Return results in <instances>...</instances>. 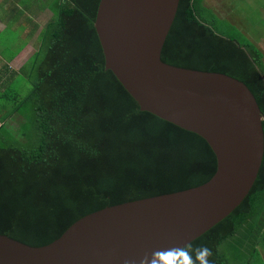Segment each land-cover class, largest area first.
<instances>
[{
	"label": "trees",
	"instance_id": "1",
	"mask_svg": "<svg viewBox=\"0 0 264 264\" xmlns=\"http://www.w3.org/2000/svg\"><path fill=\"white\" fill-rule=\"evenodd\" d=\"M98 1L43 0L51 16L23 67L32 86L0 106L1 121L22 118L16 129L0 124V233L30 245L51 242L105 206L200 185L216 168L202 137L140 110L105 69L94 28ZM209 10L204 0H179L161 59L239 79L264 116L263 53L222 33ZM261 240L264 153L241 203L185 248L193 259L195 249H210L208 264H253ZM184 256L179 251L170 264H190Z\"/></svg>",
	"mask_w": 264,
	"mask_h": 264
},
{
	"label": "water",
	"instance_id": "2",
	"mask_svg": "<svg viewBox=\"0 0 264 264\" xmlns=\"http://www.w3.org/2000/svg\"><path fill=\"white\" fill-rule=\"evenodd\" d=\"M179 0H99L94 28L104 67L147 111L202 137L216 168L204 183L90 212L44 245L0 233V264H151L175 255L250 191L264 153V116L239 79L160 55Z\"/></svg>",
	"mask_w": 264,
	"mask_h": 264
},
{
	"label": "rangeland",
	"instance_id": "3",
	"mask_svg": "<svg viewBox=\"0 0 264 264\" xmlns=\"http://www.w3.org/2000/svg\"><path fill=\"white\" fill-rule=\"evenodd\" d=\"M39 4L33 6V10L42 8L43 0H38ZM49 1V0H46ZM206 0V5L212 7L209 10L210 16H213L216 20L214 23L215 27L218 28L225 35L237 38L241 43L251 42L255 47L259 48L262 55V70L264 71V0ZM42 2V3H40ZM45 2V1H44ZM23 10L24 8H20ZM11 13L14 19L18 22L10 21V29L3 31V37L9 38L13 33L20 32L22 27V35L27 33L28 27H31L33 22L39 23V25L45 23L51 16V12L44 10L38 11V17L32 16H19L15 12L8 11ZM33 17V18H32ZM31 18L33 22L29 19ZM36 32V31H35ZM31 82L20 77L16 79L14 85L8 87L9 92H16L19 96L25 95L31 88ZM264 240L259 241L255 257L253 258L254 263L264 264L262 252L264 254ZM247 257L243 255L239 260L245 261ZM239 264V263H238Z\"/></svg>",
	"mask_w": 264,
	"mask_h": 264
},
{
	"label": "crops",
	"instance_id": "4",
	"mask_svg": "<svg viewBox=\"0 0 264 264\" xmlns=\"http://www.w3.org/2000/svg\"><path fill=\"white\" fill-rule=\"evenodd\" d=\"M217 0L212 1L215 3ZM206 3V0H204ZM39 4L38 0H0V106L5 107V104L10 103L9 94H18L16 92H9L10 89L8 87L10 85H14L17 78H23L30 82L25 76V69L23 72V67L31 63V60L35 57L36 51L40 46V42L38 40V34L41 28L45 23L39 25V23L33 22L31 27H28L27 33L22 35V27L20 32H15L11 37L6 38L3 37V31L10 29V21L18 22L17 19L11 15V13H7L8 11L15 12L19 16H32L34 18L38 17V11L47 10L51 12V10L46 7H37V9L33 10V6ZM24 8L21 10L20 8ZM32 17V18H33ZM36 31V32H35ZM32 72L31 69H29ZM19 95V94H18ZM0 113L6 114L3 109H0ZM22 121V118L15 113L11 114V116L7 117L5 121L0 120L1 123H7L12 126L11 128L16 129L18 124ZM262 256L264 259V254L262 252Z\"/></svg>",
	"mask_w": 264,
	"mask_h": 264
},
{
	"label": "clouds",
	"instance_id": "5",
	"mask_svg": "<svg viewBox=\"0 0 264 264\" xmlns=\"http://www.w3.org/2000/svg\"><path fill=\"white\" fill-rule=\"evenodd\" d=\"M181 252L187 253V256H184L185 260L190 262V264H208L207 257L211 255V250L207 247H200L198 249H195V259H193V250L189 248H183L180 249ZM175 255L169 254L167 251L165 252H156L153 254V259L151 261V264H170L172 261V258ZM125 264H128L126 261Z\"/></svg>",
	"mask_w": 264,
	"mask_h": 264
}]
</instances>
